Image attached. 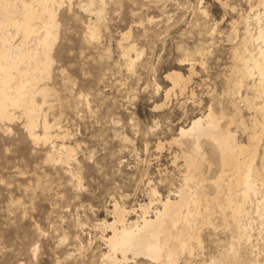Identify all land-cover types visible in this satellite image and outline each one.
I'll use <instances>...</instances> for the list:
<instances>
[{
	"label": "rangeland",
	"instance_id": "1",
	"mask_svg": "<svg viewBox=\"0 0 264 264\" xmlns=\"http://www.w3.org/2000/svg\"><path fill=\"white\" fill-rule=\"evenodd\" d=\"M90 1H65L59 7L50 73L41 82L49 91L42 113L57 126L52 131L61 128L67 133L63 141L73 150V161L70 165L50 161L51 145L29 140L21 110L14 111L13 121H0V264H101L102 236L108 234L97 224L112 221L114 202L137 208L149 202L150 189L165 198L181 184L185 167L172 139L178 129L203 116L209 105L217 113L223 110L227 115L223 127L236 133L240 143H247L233 103H238L248 127L254 114L229 93L237 66L231 52L245 29L243 18L253 17L262 0H221L228 8L218 0H103L101 4L92 0L91 13L82 7ZM87 26L97 32L95 40L87 35ZM145 28L149 29L143 35ZM128 31L137 46L131 57L142 53L133 71L125 65L118 45L126 46L121 36ZM185 48H204L208 54L205 67H195L189 85L194 96L189 92L179 96L175 90L165 100L171 88L166 74L188 75L185 67L176 66ZM36 100L40 103L41 97ZM163 103V108L155 109ZM229 117L234 119L231 125ZM41 131L38 125L36 132ZM203 150L199 176L210 180L203 184L205 195L211 197L217 156L205 143ZM258 177L264 179V172ZM215 221L220 228L205 227L202 247L178 264H264V222H259L263 227L255 223V252L243 245L236 258L228 247L232 232L221 217ZM128 264L153 263L138 259Z\"/></svg>",
	"mask_w": 264,
	"mask_h": 264
},
{
	"label": "bare ground",
	"instance_id": "2",
	"mask_svg": "<svg viewBox=\"0 0 264 264\" xmlns=\"http://www.w3.org/2000/svg\"><path fill=\"white\" fill-rule=\"evenodd\" d=\"M65 1L71 2L0 0V121H13L14 111L21 110L29 140L36 144H50L52 153L49 152V160L70 165L74 155L63 141L67 133L61 128L52 131L57 126L50 124L42 113L49 91L41 86L50 73L51 52L58 37L57 11ZM218 1L223 8L229 7L226 2ZM99 2L101 4L103 0ZM89 3L82 7L91 13L93 1ZM257 3L253 17L246 15L243 18L245 29L231 52L237 66L236 75L230 81L232 92L229 93L239 97L240 102L254 114L248 127L240 116L238 103H233L239 129L247 134V143H240L236 133L227 127L233 123L232 117L228 118L230 125L227 123V128L223 127L227 115L223 110L217 113L212 105L207 107L203 116L194 118L188 125L178 129L172 143L179 147L184 162L185 172L181 184L168 192L165 198L156 189H150L149 202L137 208H127L114 202L110 211L112 221L97 224L108 234L102 236L105 251L101 255V264H128L138 259L153 264H178L183 256L193 257L194 248L202 247L201 235L205 227L213 230L220 228L215 221L220 217L224 220L226 230L232 232L233 242L228 245L231 253H234L232 255L237 258L241 246L251 248L248 249L252 254L255 252L252 245L257 230L254 229L255 223L264 222V179L258 177V172H264V0ZM201 14L205 12L201 11ZM231 27L233 35L237 37L236 23H232ZM94 30L87 26L86 34L91 40L98 36ZM147 30L145 28L142 34L146 35ZM214 31L209 32L213 34ZM121 37L127 44L124 46L119 43V49L125 65L133 71L142 53L136 55L135 59L131 57L132 52H137V46L131 42V31L123 33ZM207 55L204 48L194 51L182 49L176 66L185 67L188 75L185 77L178 71L166 74L164 78L171 88L165 92V100L175 90L179 96L188 92L190 97L194 96L189 85L196 75L195 67H205ZM36 96L41 97L40 103ZM164 105H158L155 109L163 108ZM38 125H41L40 134L36 132ZM122 139L127 140L126 137ZM58 141L60 145H56ZM203 143L212 146L217 156L214 157L217 173L211 181L214 189L211 197L205 195L203 184L210 180L199 176L200 165L205 162ZM160 146L159 142L158 148ZM133 216L136 218L133 219Z\"/></svg>",
	"mask_w": 264,
	"mask_h": 264
}]
</instances>
